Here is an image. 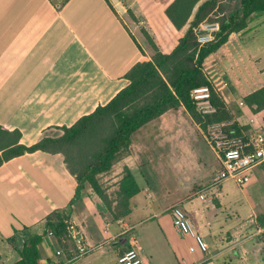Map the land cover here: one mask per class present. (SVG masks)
Returning a JSON list of instances; mask_svg holds the SVG:
<instances>
[{
	"label": "crops",
	"instance_id": "crops-1",
	"mask_svg": "<svg viewBox=\"0 0 264 264\" xmlns=\"http://www.w3.org/2000/svg\"><path fill=\"white\" fill-rule=\"evenodd\" d=\"M164 10L154 0H0L2 129L19 131V143L32 146L45 136L62 135L63 127L106 105L128 85L125 74L151 60L145 34L165 53L184 35L186 27L176 30ZM203 68L227 108L240 111L235 117L238 128L264 130V109L252 113L243 104L244 96L264 87V12L252 15L246 28L230 35ZM233 70L241 74L240 83L227 75ZM180 116L194 126L197 141L212 151L205 132L183 107L168 111L139 128L127 155L99 177L107 203L87 183L76 197V179L60 153L34 151L4 162L0 264L19 261L23 241L32 236L41 237L36 264H119V254L133 244L153 264H264V163L250 171L248 183L236 186L238 195L227 186L229 180L214 190V169L212 176L198 173L184 182L183 191L167 202L156 197L146 181L139 188L133 169L140 152L151 134L178 131L173 125ZM159 142H165L163 137ZM124 169L139 192L127 208L118 206L125 216L115 220L111 210L117 208ZM174 206L208 244L207 252L176 228L170 213ZM55 211L68 223L72 246L67 253L45 223Z\"/></svg>",
	"mask_w": 264,
	"mask_h": 264
},
{
	"label": "trees",
	"instance_id": "trees-1",
	"mask_svg": "<svg viewBox=\"0 0 264 264\" xmlns=\"http://www.w3.org/2000/svg\"><path fill=\"white\" fill-rule=\"evenodd\" d=\"M154 1L165 6L164 14L176 30L186 27L175 48L165 53L152 37L145 34L153 52L151 60L135 64L124 76L129 82L125 88L106 105L97 107L72 126L63 127V133L58 137L45 136L32 146H25L19 143V131L8 132L0 126V166L24 153H60L76 179V197L87 183L107 203L99 177L110 172L114 163L127 155L131 137L139 128L166 112L183 107L203 132L212 125L231 122L227 130L240 134L241 129L235 121L240 111L234 113L227 108L226 101L214 91L203 64L230 35L246 28L252 15L264 12V0H237L234 5L231 4L233 0ZM205 22H217L219 30L213 42L199 46L198 29ZM202 86L211 90L210 102L215 109L212 114L199 113L190 97L193 89ZM243 104L252 113L263 110L264 87L244 96ZM243 130L248 131L247 128ZM138 192L132 174L124 169L116 191L117 208L111 210L115 220L125 216L118 208H127L131 197ZM45 223L67 253L72 244L66 217L55 211L46 217ZM40 241V236L25 239L19 251L20 259L14 264H36Z\"/></svg>",
	"mask_w": 264,
	"mask_h": 264
},
{
	"label": "built area",
	"instance_id": "built-area-1",
	"mask_svg": "<svg viewBox=\"0 0 264 264\" xmlns=\"http://www.w3.org/2000/svg\"><path fill=\"white\" fill-rule=\"evenodd\" d=\"M219 30L217 22L203 23L199 26L197 42L199 46L214 41L215 33ZM191 99L195 102L197 111L202 115L212 114L215 109L210 102L211 90L208 86L193 89ZM252 123V120H251ZM231 122L212 125L205 132L204 136L210 148L219 162V169L214 174L213 186L221 181L231 180L237 186L242 187L250 180V171L264 163V130L254 129L250 131L241 130L235 134L233 130H227ZM204 196L200 195V199ZM176 228L183 235H190L194 238L196 247L202 251L209 250L208 244L194 232L186 214L178 206L170 210ZM50 235L52 231L48 232ZM81 253L85 248L79 247ZM195 250L194 246L189 249ZM119 264H153L146 259L136 244L125 250L118 256Z\"/></svg>",
	"mask_w": 264,
	"mask_h": 264
},
{
	"label": "rangeland",
	"instance_id": "rangeland-1",
	"mask_svg": "<svg viewBox=\"0 0 264 264\" xmlns=\"http://www.w3.org/2000/svg\"><path fill=\"white\" fill-rule=\"evenodd\" d=\"M236 1L233 0L231 4L234 5ZM227 75L240 83L241 74L237 70L229 71ZM175 120L177 123L173 126L178 127V131L151 134V142L140 152L138 166L133 169L139 188L145 185L146 181L151 191L162 202L170 201L182 192L184 182L193 181L198 173L212 176L213 172L219 169L214 152L205 146L203 140L197 141L199 134L188 119L180 116ZM161 137L165 142H159ZM181 148L182 155H175ZM226 184L234 194H239L238 186L233 181L229 180Z\"/></svg>",
	"mask_w": 264,
	"mask_h": 264
}]
</instances>
